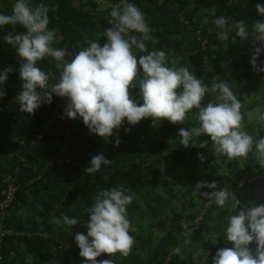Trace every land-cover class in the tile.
Wrapping results in <instances>:
<instances>
[{"label":"trees","instance_id":"16d2710c","mask_svg":"<svg viewBox=\"0 0 264 264\" xmlns=\"http://www.w3.org/2000/svg\"><path fill=\"white\" fill-rule=\"evenodd\" d=\"M103 1L105 5L96 0H32V6L49 8L48 27L56 29L60 37L54 47L65 49L66 59L71 60L88 41L106 42L104 31L113 26L109 24L111 8L120 5V0ZM14 2L0 0V14L10 15ZM130 2L142 11L153 30L152 39L146 42L148 51L163 50L176 60V67L188 68L209 89L213 83L227 82L240 101L243 130L253 137L254 144L264 137V73L254 71L250 64L254 47L259 46L258 41L253 44L252 25L264 19L255 5H264V0ZM213 9L217 17L244 20L248 39H218L210 15ZM24 31L19 24L0 26V71L11 69L0 86L6 93L0 98V191L4 176H11L16 186L9 207L0 211V228L11 232L0 241V264H83L74 236L77 232L87 234L84 225L96 195L116 186L135 195L127 207L135 244L127 257L102 253L97 261L195 264L192 254L174 251L185 241L183 232L189 226L184 217L193 213L200 193L211 191L202 188L194 193L201 181L227 188L239 202L238 208L231 202L223 208L211 203L205 210L200 224L202 253L212 264L217 249L232 247L224 234L229 217L237 214L239 207L264 204V158L253 152L246 159L229 160L216 152L206 134L194 139L193 146H182L179 129L198 124L197 109L187 114L183 124L151 117L136 125L125 122L115 134L118 145L113 143L115 137L105 142L89 134L81 118L63 117L66 98L53 95L51 104L42 103L31 115L20 111L16 101L22 85L20 58L4 37ZM261 60L264 51L257 64ZM38 66L50 74V85L58 82L60 70L54 59L46 57ZM130 95L142 104L138 88L130 89ZM214 100L215 94L209 92L201 104ZM98 153H103L110 165L102 166L96 174L85 173ZM64 215L78 218L80 223L71 228L63 225ZM249 248L254 254L255 242Z\"/></svg>","mask_w":264,"mask_h":264},{"label":"clouds","instance_id":"9594fccd","mask_svg":"<svg viewBox=\"0 0 264 264\" xmlns=\"http://www.w3.org/2000/svg\"><path fill=\"white\" fill-rule=\"evenodd\" d=\"M255 8L264 18V5L257 3ZM48 13L49 8L44 4L32 6V0H15L10 15L0 14V26L19 24L25 29L4 37L20 58L22 85L16 97L20 111L31 115L42 103L51 104L53 95L66 98L63 117L81 118L89 134H96L105 142L115 137L113 143L118 145L120 140L115 134L125 122L136 125L151 117L183 124L187 114L197 109L198 124L179 129L182 146H193L194 139L206 134L216 152L229 160L246 159L253 152L264 158V137L254 144L253 137L243 130L240 101L231 86L222 81L213 83L209 89L188 68L176 67V60L169 59L163 50L148 51L146 42L152 39L153 30L142 11L130 0H120V5L111 8L109 24L113 26L104 31L106 42L88 41V46L80 49L71 60L66 59L65 49L54 47L60 37L56 29H49ZM210 15L214 17L212 23L218 29V39L226 41L230 36L248 39L244 20L217 17L214 9ZM252 34L253 44L258 41L259 46L254 47L250 64L254 71L264 73V60L257 64V57L264 51V19L253 23ZM136 52L144 54L137 56ZM46 57L54 59L60 70L55 84L50 85V74L38 66ZM10 71L8 68L0 71V86ZM134 88L139 89L142 104L130 95V89ZM209 92L215 94V100L202 106ZM5 95L0 89V98ZM110 163L103 153H98L90 159L84 172L96 174ZM202 188L211 190L200 194L218 208L230 202L232 207L238 208L239 202L227 188L218 189L214 181H201L193 192ZM134 199L129 189L120 186L104 189L96 195L84 225L87 234L77 232L74 236L79 256L84 258L83 264H113L112 259L97 261L96 258L102 253L109 256L119 253L123 257L131 253L135 239L130 232L135 229L128 218L127 207ZM61 219L63 225L70 228L80 223L78 218L67 215ZM224 234L232 247L217 249L212 264H264V204L239 207L237 214L229 217ZM253 242L256 245L254 254L249 248Z\"/></svg>","mask_w":264,"mask_h":264},{"label":"rangeland","instance_id":"374dc122","mask_svg":"<svg viewBox=\"0 0 264 264\" xmlns=\"http://www.w3.org/2000/svg\"><path fill=\"white\" fill-rule=\"evenodd\" d=\"M102 5L103 0H96ZM211 202L207 200L206 197L202 196L195 201V208L193 209V213H188L183 220L188 222V229L183 232L185 236L184 243L180 244L179 249L174 252H178L180 249L182 252H187L192 254L195 258V264H209L210 259L208 256L202 253L201 243L204 240L203 233L201 232L200 224L202 222L203 214L205 210L209 207ZM194 227H197V230H193ZM157 237V234L153 235Z\"/></svg>","mask_w":264,"mask_h":264},{"label":"built area","instance_id":"2783aa9c","mask_svg":"<svg viewBox=\"0 0 264 264\" xmlns=\"http://www.w3.org/2000/svg\"><path fill=\"white\" fill-rule=\"evenodd\" d=\"M61 104H58L57 110H59ZM4 188L0 191V211L4 212L12 202L14 198V193L16 191V186H14V179L11 176H4L2 180ZM11 234L9 230L0 228V241L4 236Z\"/></svg>","mask_w":264,"mask_h":264}]
</instances>
